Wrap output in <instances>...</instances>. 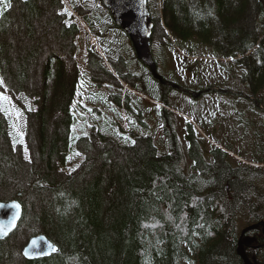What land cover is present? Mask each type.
I'll return each mask as SVG.
<instances>
[{"label": "trees", "instance_id": "obj_1", "mask_svg": "<svg viewBox=\"0 0 264 264\" xmlns=\"http://www.w3.org/2000/svg\"><path fill=\"white\" fill-rule=\"evenodd\" d=\"M58 5L59 0H3L0 5V96H14L16 111L27 126L33 123L34 136H27L30 148L35 139L29 161L12 152L10 112L6 101L0 103V201L16 198L22 205L16 228L0 239V264H244L237 242L244 227L264 222V166L242 163L213 145L205 148L208 142L191 123L184 150L175 114L164 106L156 107L160 124L153 136L119 142L104 134L91 139L92 128L89 136L80 132L77 152L83 157L65 169L73 152L69 105L79 75L77 59L91 72L113 76L90 45L75 53L80 33H87L77 17ZM162 7L165 25L184 53L191 52L188 42L194 36L200 37L194 44L203 45L213 35L223 45L217 44V50L227 51L220 56L243 55L232 62L242 74L240 81L254 97H264V37L258 40L255 34L258 23L264 27L260 0H162ZM258 9L261 18L253 32ZM77 16L91 23L88 15ZM122 40L127 43L126 36ZM128 71L116 69V75L167 105L168 95H162L158 83L161 93L149 92L144 74L132 81ZM198 79L204 83L203 76ZM126 96V103L128 96L138 98L132 102L150 119L149 101L134 93ZM252 126H245V134L256 137L257 146L264 144V125L254 134ZM160 137L162 144L156 142ZM251 154V160L264 163L263 155ZM38 233L57 251L26 259L22 245ZM244 235L254 237L244 248L247 257L264 264L261 227Z\"/></svg>", "mask_w": 264, "mask_h": 264}, {"label": "rangeland", "instance_id": "obj_2", "mask_svg": "<svg viewBox=\"0 0 264 264\" xmlns=\"http://www.w3.org/2000/svg\"><path fill=\"white\" fill-rule=\"evenodd\" d=\"M260 1L262 4H264V0ZM72 2L74 3V8L72 7ZM2 3L3 0H0V5ZM150 3L152 7V16L155 23L154 37L151 41V50L158 64V72L169 80L167 83L170 85V87L172 84L177 85L179 88H182V92L188 94L187 97L186 95H183L182 93L173 89L172 91H168V89L165 93H162L163 96L168 95L167 105L177 111L176 113L178 116H174V123L176 124V132L184 150H186L188 147L186 142V122L189 121L196 127L195 130H197L199 135L203 134V136L209 141L214 140L213 144L219 147L224 148V146H228L232 149L233 154L238 156L239 159H243L245 163L255 165L256 162L251 160V153L264 156V144L260 143L257 146L256 144L259 140L256 137L251 136L250 133L245 134V122L243 118L240 121V114H245V112H248L254 103L251 104L247 101L243 102L244 95H242L241 92L247 91V86L244 83V85L240 83L238 79L240 75L239 71L236 69V65L231 62L233 59L220 58L217 61L223 62L224 65L216 62L212 64L214 58H216L215 56H220L221 54L227 55L226 50H217V48H219L218 46L223 45L222 43H218L215 37H212L213 35L210 36L211 43L204 42L203 45L194 44L196 43L194 39L200 38L194 36L192 39L194 41L190 40L188 42V50L191 52L184 53L183 50L178 46L180 45L179 42L173 38L172 34L165 25V17L163 7L161 6V0H150ZM58 8H66L79 20L82 19L80 16H77L78 13H83L86 16L88 15L91 20L89 25L88 23L81 21L88 28L87 31H89V36H85V34L82 32L80 33L78 38L82 37V39L77 38L78 41H76L75 53L81 52L79 48L83 50L84 47L86 48L87 45H90L89 47L91 49L93 48L95 51H99L102 56H104L106 53L104 65L106 69H109L106 63L109 64L112 74H115V69H118L124 74L129 73L128 70H130L131 74L127 75V78L131 79L132 81L137 80L140 74H144L143 78L144 81H146V85L148 86L146 87V90L152 92L158 89L154 80L146 75L147 69L140 62H136L134 57L131 56V46L125 43L130 48L129 49L127 46H125L122 40V37L125 36V34L121 31V29L114 26L115 23L111 15L100 0H59ZM260 18L261 15L258 9L253 14V32L254 23L255 21L259 22ZM262 18L264 19V15H262ZM257 32L258 33H255L257 35V39H263L262 37H264V27L259 23L257 25ZM204 38L206 37L204 36ZM217 44L219 45L217 46ZM256 45L257 42L254 44V46L256 47ZM123 48H125V52L124 55H121L123 54ZM183 54L187 57V60L181 62L178 57L183 59ZM120 56L124 61H122ZM237 57L238 55L235 56L236 59ZM109 58L112 61H110ZM199 59L201 60L198 63L194 64V62H192ZM227 60L230 61L227 62ZM126 64H128L129 67L131 66L132 68H135L136 70L134 71L129 67L125 70V66H128ZM77 65L79 69V75L74 90V96L71 99L69 105L74 115L71 123L70 137H77L73 140V152L72 155L70 154L71 159L68 161L69 166L65 167L66 170L71 169L81 159L82 153L79 154L77 152L80 147L79 145L76 146V139H78L80 136V132H83L85 135H89V133L87 134V129L90 128L91 131L92 128L94 130V133L92 134L94 135L91 139L95 138L94 136L99 134H104L120 142V140H123L124 138L128 139V133H138L144 135L150 134L153 136L157 132L156 129L160 124L157 117V100L154 96H148V98L154 103L151 102L152 105H150V119L145 118V124L149 127L147 128L143 123L139 122L138 119L135 120L136 116H138L140 112L139 106L132 102L131 106L126 107L127 105L125 101V95L127 93H132L128 84H126L124 81H121L119 84L115 78H111L105 74L103 75L102 73L99 74L95 71L91 72L87 70L86 63L82 60V58L77 59ZM112 65L115 66V69L112 68ZM227 68L233 73L236 82L232 78L227 77L226 74L225 76H221L220 80V74L218 72L226 73L228 71ZM199 71H201V74L198 75L197 73H199ZM199 76L206 77L203 81V84H200L201 81L198 79ZM218 80H220V82H218ZM174 81L176 82L174 83ZM105 83H108L109 86L106 84V87H104ZM235 83L237 85L238 95L242 96L241 101H239L236 96H230L227 94H224L223 96L221 95L222 93L218 95L217 92L214 93V91H210L209 93L203 92V95L206 94L205 97H192L191 95L195 90H203L213 87V85H220L222 88H230L231 86H234ZM115 88L119 95L118 102L114 100L108 93L111 92L115 94ZM214 88L216 89V87ZM26 90L29 93H32L33 91L30 89ZM158 91L161 93V90L158 89ZM11 93L13 92L11 91ZM5 96L8 98L6 104L7 108H9L12 127V139L8 142H11V144L13 143L11 146L14 151H12L11 147L10 149L14 154H18L23 159V161H29V154L32 155V148L35 144V139L33 140V143H31V148L27 143V136H31V139L34 136V127L33 123H31L32 120L30 125L27 126V124L24 122L23 116L21 114L18 115V112L16 111L14 96L12 94H5ZM107 97L109 99H107ZM257 97L260 98L257 100L258 108L255 106L256 111H252V119L249 121V125H247H253L249 132L253 131V129H256L252 132V134H254L256 131L261 132L262 129L259 127L260 125H264L262 112L257 110L264 109V97ZM251 98L256 99V96L254 97L251 95ZM112 102H116V105H112ZM235 103L245 104L238 105ZM74 106H76L77 110L74 109L73 111ZM130 110L133 112L132 118L128 114ZM249 113L250 112L247 114ZM184 115H186L189 119L187 120ZM253 122L254 124H251ZM208 124H210V130L213 131L214 137L207 130ZM136 125H138L139 128H137ZM261 134L260 140L262 143H264V131H262ZM160 138L161 141L156 142L158 144L164 143V138ZM250 143H254L253 146L258 148L257 152H252ZM210 145V143L205 144V148H210ZM164 150L167 151L168 149H166L164 146ZM187 163L190 164L189 162ZM259 165L264 166V163ZM240 225L242 226V223H240ZM21 233H19V235H21ZM246 236H250L254 239V237L251 235ZM19 245L21 246V241ZM249 245L251 244H248L245 247Z\"/></svg>", "mask_w": 264, "mask_h": 264}, {"label": "water", "instance_id": "obj_3", "mask_svg": "<svg viewBox=\"0 0 264 264\" xmlns=\"http://www.w3.org/2000/svg\"><path fill=\"white\" fill-rule=\"evenodd\" d=\"M101 1L110 10L115 23L119 24L127 33L137 57L144 63L149 64L153 74L159 78L154 72L155 67L149 50L153 23L148 11L147 0ZM21 212L22 206L19 201H0V239L7 237L16 228ZM259 225L262 226V232L264 233V222L262 220L245 227L242 233ZM241 236L237 242V254L243 259L244 264H259L250 261L244 251V246L251 243L254 239L250 236L241 239ZM56 251V245L43 233L31 236L22 247V254L27 259L46 257Z\"/></svg>", "mask_w": 264, "mask_h": 264}, {"label": "flooded vegetation", "instance_id": "obj_4", "mask_svg": "<svg viewBox=\"0 0 264 264\" xmlns=\"http://www.w3.org/2000/svg\"><path fill=\"white\" fill-rule=\"evenodd\" d=\"M228 75H231V74L229 73ZM153 79H154V82L156 84L158 83V85L160 86V88L162 90H164V93L166 92V90H168V89L170 90L171 88H173L175 86V85L172 84V86L170 87V85L165 80H163L162 78H161V80L160 79H157L155 77ZM176 89H178L179 91H183L182 88L176 87ZM215 91L218 92L219 94L222 93L221 95H223V96H224V94H227V95H230V96H236L239 101L242 100V96H239L238 95L237 90H234V89H231V88H219V87H216ZM185 92H187V91H185ZM242 92H241V94L244 95L243 96L244 97V101L246 100L247 102H252V98H251V88H248L247 91H242Z\"/></svg>", "mask_w": 264, "mask_h": 264}, {"label": "snow or ice", "instance_id": "obj_5", "mask_svg": "<svg viewBox=\"0 0 264 264\" xmlns=\"http://www.w3.org/2000/svg\"><path fill=\"white\" fill-rule=\"evenodd\" d=\"M7 99L8 98L6 96H0V103L7 101ZM0 110H2V108H0ZM18 115H19V113H18Z\"/></svg>", "mask_w": 264, "mask_h": 264}, {"label": "bare ground", "instance_id": "obj_6", "mask_svg": "<svg viewBox=\"0 0 264 264\" xmlns=\"http://www.w3.org/2000/svg\"><path fill=\"white\" fill-rule=\"evenodd\" d=\"M64 60V59H63ZM65 71V70H64ZM191 134V133H190ZM201 159V158H200ZM10 200H17V201H19L18 199H16V198H13V199H8V200H1V202H7V201H10ZM20 202V201H19Z\"/></svg>", "mask_w": 264, "mask_h": 264}]
</instances>
